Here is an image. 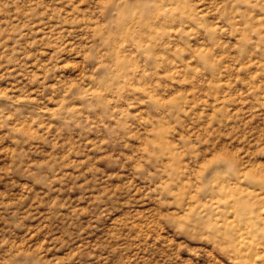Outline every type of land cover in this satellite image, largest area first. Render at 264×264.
<instances>
[{
    "label": "clouds",
    "instance_id": "9594fccd",
    "mask_svg": "<svg viewBox=\"0 0 264 264\" xmlns=\"http://www.w3.org/2000/svg\"><path fill=\"white\" fill-rule=\"evenodd\" d=\"M0 264H264V0H0Z\"/></svg>",
    "mask_w": 264,
    "mask_h": 264
},
{
    "label": "rangeland",
    "instance_id": "374dc122",
    "mask_svg": "<svg viewBox=\"0 0 264 264\" xmlns=\"http://www.w3.org/2000/svg\"><path fill=\"white\" fill-rule=\"evenodd\" d=\"M189 255H194V253H189Z\"/></svg>",
    "mask_w": 264,
    "mask_h": 264
}]
</instances>
